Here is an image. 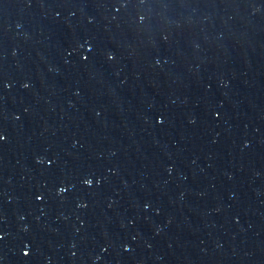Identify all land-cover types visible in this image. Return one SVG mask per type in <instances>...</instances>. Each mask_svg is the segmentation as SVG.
Segmentation results:
<instances>
[{
    "label": "water",
    "instance_id": "1",
    "mask_svg": "<svg viewBox=\"0 0 264 264\" xmlns=\"http://www.w3.org/2000/svg\"><path fill=\"white\" fill-rule=\"evenodd\" d=\"M0 135V264H264V0H0Z\"/></svg>",
    "mask_w": 264,
    "mask_h": 264
},
{
    "label": "snow or ice",
    "instance_id": "2",
    "mask_svg": "<svg viewBox=\"0 0 264 264\" xmlns=\"http://www.w3.org/2000/svg\"><path fill=\"white\" fill-rule=\"evenodd\" d=\"M25 87H27V85H25ZM4 139H5V137H4L3 135H0V141H2V140H4ZM84 183H85L86 185H88V186H91V185L93 184V180H92V179H85ZM65 191H66L65 188H61V189H60V192H61V193L65 192ZM37 199L40 200V201H43L44 197H42V196H37ZM82 206L86 207V205H82ZM25 255L27 256V255H29V253H28V252H25Z\"/></svg>",
    "mask_w": 264,
    "mask_h": 264
}]
</instances>
